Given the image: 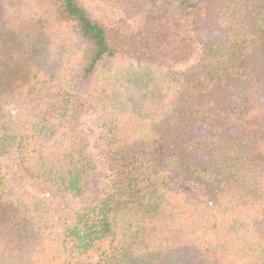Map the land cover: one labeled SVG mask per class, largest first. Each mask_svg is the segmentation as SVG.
<instances>
[{"label": "trees", "instance_id": "16d2710c", "mask_svg": "<svg viewBox=\"0 0 264 264\" xmlns=\"http://www.w3.org/2000/svg\"><path fill=\"white\" fill-rule=\"evenodd\" d=\"M165 1L0 0V264H264V0Z\"/></svg>", "mask_w": 264, "mask_h": 264}, {"label": "rangeland", "instance_id": "374dc122", "mask_svg": "<svg viewBox=\"0 0 264 264\" xmlns=\"http://www.w3.org/2000/svg\"><path fill=\"white\" fill-rule=\"evenodd\" d=\"M192 4H197L201 0H189ZM161 6L167 9L175 8V4L173 0H166L161 4ZM189 65H179V70H185L188 68ZM97 84L94 85L93 89L96 91ZM56 91L52 90L46 96V105L53 101L55 98ZM8 110L11 114L15 117V119H22L24 115L22 112L16 108L15 106H10ZM37 115L33 119H36ZM82 133L90 140L91 147L89 148V152L93 155L98 154V150L95 148L100 144V137L102 134V130L99 129L98 124L96 123V107L93 103V100L88 105L83 118H82ZM5 174L7 175V179L10 182V192L14 193L19 189H25L30 191L31 185L27 181L26 177L23 175L22 171H20V167L18 164L13 160L10 159L5 164ZM108 172L98 166L93 170L90 174V181H91V191L89 192L88 196L86 197L87 201H92L96 197L100 196L99 193L102 191L106 185L108 184ZM72 207V200L68 197L61 196L58 199L57 205L55 207L54 217H53V229L55 232H61L63 227L72 223L74 217L71 213ZM107 243L101 244L96 246L92 251H90L85 257L78 260L75 264H94L97 260L101 251L107 249Z\"/></svg>", "mask_w": 264, "mask_h": 264}]
</instances>
